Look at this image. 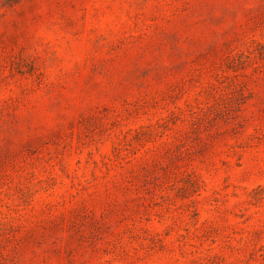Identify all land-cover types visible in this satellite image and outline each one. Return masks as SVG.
Instances as JSON below:
<instances>
[{
	"label": "rangeland",
	"instance_id": "374dc122",
	"mask_svg": "<svg viewBox=\"0 0 264 264\" xmlns=\"http://www.w3.org/2000/svg\"><path fill=\"white\" fill-rule=\"evenodd\" d=\"M0 264H264V0H0Z\"/></svg>",
	"mask_w": 264,
	"mask_h": 264
}]
</instances>
